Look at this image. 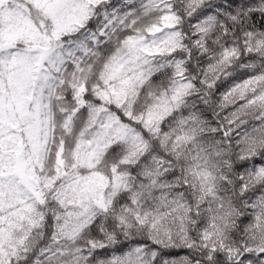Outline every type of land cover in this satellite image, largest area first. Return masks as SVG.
Instances as JSON below:
<instances>
[{
	"label": "snow or ice",
	"instance_id": "snow-or-ice-1",
	"mask_svg": "<svg viewBox=\"0 0 264 264\" xmlns=\"http://www.w3.org/2000/svg\"><path fill=\"white\" fill-rule=\"evenodd\" d=\"M0 264H264V0H0Z\"/></svg>",
	"mask_w": 264,
	"mask_h": 264
}]
</instances>
